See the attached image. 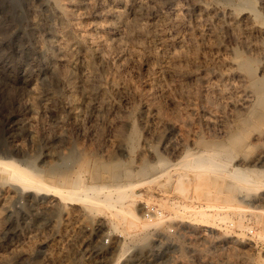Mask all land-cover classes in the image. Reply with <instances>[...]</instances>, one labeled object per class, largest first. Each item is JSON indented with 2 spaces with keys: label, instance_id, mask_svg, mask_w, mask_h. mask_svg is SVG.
<instances>
[{
  "label": "rangeland",
  "instance_id": "rangeland-1",
  "mask_svg": "<svg viewBox=\"0 0 264 264\" xmlns=\"http://www.w3.org/2000/svg\"><path fill=\"white\" fill-rule=\"evenodd\" d=\"M169 1L171 6L165 0H127L130 19L134 12L142 13L135 20L136 39L132 40L109 32L105 9L68 7L75 9L69 25L77 28L73 29L76 34L95 33L104 41L105 67L97 70L99 84L115 83L127 93H112L106 99L118 106L115 114L96 105L102 101L99 94L90 101L83 95V53L74 45L69 51L72 62L57 66L55 55L60 48L54 33L60 22L47 0H0V162L12 159L37 169L44 183L54 187L64 186L63 182L126 185L166 169L154 184L131 192L113 209L92 208L82 201L61 200L51 192L23 188L16 178L0 172V256L9 258L7 264L45 260L50 264H264V217L250 209L264 207V39L255 41L254 48L246 46L247 35L242 30L231 32L226 11L217 5L210 21L219 31L216 37H206L205 47L194 55L189 46L181 49L179 43L189 36L199 37L193 0ZM138 2H143L141 8L135 5ZM160 48L162 54L185 57L186 78L166 77L164 64L152 58ZM120 50L130 51L131 60L120 57ZM237 63L244 69L252 67V80L234 74L231 66ZM255 77H261L262 83ZM73 82L78 92L72 91ZM87 107L89 111L82 113ZM196 151L214 152L216 163L226 169L194 171L188 164H176L186 152ZM241 174L247 180L242 181ZM151 204L165 212L158 221L142 218L145 206ZM125 210H134L138 221L130 220ZM249 218L256 228L252 238L221 226L242 229ZM117 221L126 228L119 226L122 234L113 231Z\"/></svg>",
  "mask_w": 264,
  "mask_h": 264
},
{
  "label": "bare ground",
  "instance_id": "bare-ground-1",
  "mask_svg": "<svg viewBox=\"0 0 264 264\" xmlns=\"http://www.w3.org/2000/svg\"><path fill=\"white\" fill-rule=\"evenodd\" d=\"M49 6L51 7V13L52 15H54L60 22V27L59 30H55L56 32L54 33L55 36V43H57V45L59 46L60 50L58 51L60 54L58 55L56 53V57L58 56V58L56 59L57 61V66H62L63 64L66 63H71L70 62V56L69 55V51L71 46H75L77 48V51H81L83 53V65H84V69L85 72L83 73V82H84V88H83V95L85 96V98L87 100L90 101L91 96L93 94H99L100 98L102 101H99V103H97L96 105L107 110L110 112H117L118 110V106H116L115 104H109L108 102H106V99H108L109 95L113 93L114 94H123L124 96L127 94L125 89L121 86H119L118 84L115 83H110L107 86H101L99 84V81L97 79V70L99 69H104L105 67V61L102 55V49H105V45H104V41L102 40L101 36L93 33V34H76L75 31L73 29H77L76 27H71L69 25V20L73 19V13H75V9L71 10V6L72 7H78L81 5H85V6H90V7H99L100 9L103 8L105 9V11L107 12L105 15L106 17H110V18H105L104 19V23L106 24V28L109 30V32L115 34V35H119L122 36V38L124 39H129L132 40L134 38V29H137V24H136V19L138 18V16L142 15L141 12L136 11L133 13V17L130 19L128 15L129 9L126 6L127 4V0H47ZM168 1V0H167ZM165 0L164 4H167L169 6H171L172 4H170V1L167 2ZM132 2V1H130ZM129 2V3H130ZM151 2V1H150ZM188 3L190 2L189 0L187 1ZM41 3V2H40ZM45 3V2H44ZM149 3V2H148ZM32 4V3H31ZM141 4H143V2H138L136 3V7L137 8H141ZM151 4H153L151 2ZM155 5V3H154ZM217 5H221L223 7V9L226 11L227 16L229 18L228 23H227V28L233 32V33H237L238 31L240 32V30L243 31V33L245 35H247V38H249L245 42V45L248 47H256V43L255 41L259 40V38H263L264 39V0H208V2L202 3L198 0H193V6L196 8L197 10V15H198V27H197V34H198V38L194 39L193 37L189 36V31H188V40L186 41L185 39L180 40L179 43H181L182 45H180L181 49H184L185 47L189 46L191 53H193L194 55H198L199 51L205 47L202 48V41L206 38V37H216V34L218 33L217 28L215 29V27L212 25L211 21H210V16H215L217 11H218V7ZM46 6V5H45ZM132 6V5H131ZM157 6V5H156ZM182 6V5H181ZM36 7V6H35ZM68 7H70L71 9H68ZM97 7V8H98ZM123 8V10L119 11L117 10L118 8ZM192 7V6H191ZM190 7V10H191ZM80 8V7H79ZM221 8V7H220ZM31 9V7H30ZM36 9V8H35ZM117 10V11H116ZM145 10V9H144ZM143 10V11H144ZM171 10V9H170ZM178 10V9H177ZM181 10V9H180ZM33 12V11H32ZM155 12V11H154ZM36 13V12H35ZM81 13V12H80ZM132 13V12H131ZM196 13V11H195ZM33 14V13H32ZM31 14L32 19L36 18L34 17V15ZM145 14V13H144ZM143 14V15H144ZM177 14V13H176ZM186 14V13H185ZM39 15V14H38ZM153 15V14H152ZM187 15V14H186ZM220 15V14H219ZM37 16V15H36ZM196 16V14H195ZM173 17V16H172ZM192 17V15H191ZM85 18V17H84ZM97 18V17H96ZM165 18V17H163ZM180 18V17H179ZM179 18L175 19V22H179ZM93 19V18H92ZM191 19V18H190ZM75 20V19H74ZM99 20V19H98ZM152 20V18H151ZM164 20V19H163ZM196 20V19H195ZM96 21V20H95ZM149 21V20H148ZM159 21V20H158ZM217 21V20H216ZM221 21V20H220ZM57 22V21H55ZM82 23V22H81ZM162 24H164L163 21H161ZM218 23V22H217ZM39 24V23H38ZM51 24V23H50ZM89 24V23H88ZM161 24V25H162ZM183 24V22H182ZM40 25V24H39ZM54 25V24H53ZM154 25V24H153ZM172 25V24H171ZM219 25H221L219 23ZM15 26V25H14ZM41 26V25H40ZM217 26V25H216ZM225 26V25H224ZM48 27V26H47ZM50 27V26H49ZM92 27V26H91ZM190 27V26H189ZM55 28V26H54ZM58 29V28H57ZM89 29V28H87ZM91 29V28H90ZM12 30V29H11ZM38 30V29H37ZM188 30V29H187ZM81 31V30H80ZM90 31V30H89ZM99 32V31H98ZM52 33V32H51ZM100 33V32H99ZM154 33V32H153ZM168 33V32H167ZM220 33V32H219ZM50 34V33H48ZM136 34V33H135ZM224 34V33H223ZM226 34L229 35V33L226 32ZM241 34V33H240ZM52 35V34H51ZM110 35V34H109ZM157 35V34H156ZM176 35V34H175ZM238 35V34H237ZM243 35V34H242ZM249 35V37H248ZM250 35H255L257 38L253 37L251 38ZM162 36V35H161ZM187 36V35H186ZM197 36V35H196ZM219 36V35H218ZM236 36V35H235ZM52 37V36H51ZM179 37V36H178ZM221 37V36H220ZM246 37V36H244ZM151 38V37H150ZM222 38V37H221ZM231 38V37H230ZM237 38V37H236ZM136 39V38H134ZM211 39V38H210ZM227 39V38H226ZM244 39V38H243ZM117 40L118 37H117ZM214 40V39H213ZM230 40V39H229ZM156 41V40H155ZM160 41V40H159ZM211 41V40H210ZM220 41V40H219ZM237 41V40H236ZM173 42V41H172ZM209 42V41H208ZM241 42V41H240ZM263 42V41H262ZM207 43V42H206ZM236 43V42H235ZM205 44V43H204ZM107 45V44H106ZM159 45V44H158ZM162 45V44H160ZM175 45V44H174ZM216 45V44H215ZM41 46V45H40ZM50 46V45H49ZM56 46V45H55ZM123 46V45H122ZM121 46V47H122ZM130 46V45H129ZM212 46V45H211ZM219 46V45H218ZM263 46V45H262ZM42 47V46H41ZM177 47V46H175ZM209 47V45H208ZM39 48V46H38ZM102 48V49H101ZM128 48V47H126ZM131 48V47H130ZM158 48V47H157ZM172 48V47H171ZM178 48V47H177ZM218 48V47H217ZM51 49V48H50ZM164 49V48H163ZM229 49V48H228ZM40 50V49H39ZM106 50V49H105ZM161 50V48H160ZM225 50V49H224ZM250 50V49H249ZM55 51V50H54ZM159 51V50H158ZM155 52L152 55V58L155 60H160L164 65V72L165 75L168 79H172L173 77L177 76V75H181V77L183 75H185V69L183 67V63H185V57L183 55L180 54H173V55H169V53L167 54H162V50L161 52ZM172 51V50H171ZM170 51V52H171ZM213 51V50H212ZM222 51V50H221ZM245 51V50H244ZM253 51V50H252ZM259 51V50H256ZM52 52V51H51ZM165 51H163L164 53ZM250 52V51H249ZM75 53V52H74ZM77 53V52H76ZM120 57H127L126 60H131V52L130 51H126V50H120ZM172 53V52H171ZM259 53V52H258ZM262 53V52H261ZM49 54V53H48ZM183 54V53H182ZM217 54V53H216ZM225 54V53H224ZM236 54V53H235ZM244 54V53H243ZM257 54V53H256ZM76 55V54H75ZM219 55V54H218ZM221 55V54H220ZM230 55V54H229ZM242 55V54H241ZM249 55V53H248ZM53 56V55H52ZM193 56V55H192ZM202 56V55H200ZM232 56V55H231ZM251 56V55H249ZM255 56V53H254ZM55 57V58H56ZM77 57V56H76ZM191 57V56H190ZM199 57V56H198ZM228 57V56H227ZM241 57V56H240ZM239 57V58H240ZM262 57V56H261ZM264 57V56H263ZM54 58V57H53ZM54 58V60H55ZM232 58V57H231ZM235 58V57H234ZM237 57V59H239ZM205 59V58H204ZM241 59V58H240ZM53 60V59H51ZM74 60V59H73ZM189 60V59H188ZM202 60V58H201ZM217 60V59H216ZM119 61V60H118ZM191 61V60H190ZM199 61V60H198ZM226 61V60H224ZM228 61V60H227ZM233 61V60H232ZM236 61V60H235ZM214 62V61H213ZM212 62V63H213ZM219 62V61H218ZM247 63V60L245 61ZM75 63V62H74ZM195 63V62H194ZM78 64V63H77ZM111 64V63H110ZM199 64V63H198ZM197 64V65H198ZM240 63L237 64H232V71L234 72V74L237 77H243V78H249L250 80H252L254 75H253V71L252 67L247 66L248 68L245 67V69L243 68V66L239 65ZM131 65V64H130ZM214 65V63H213ZM231 65V64H230ZM243 65V64H242ZM248 65V64H247ZM121 66V65H120ZM191 66V65H190ZM205 67V66H204ZM216 67V66H215ZM264 67V66H263ZM221 68V67H219ZM229 68V66H228ZM262 68V67H261ZM146 69V68H145ZM199 69V68H198ZM197 69V70H198ZM155 70V69H154ZM223 70V69H222ZM226 69H224L223 71L225 72ZM56 71V70H55ZM83 71V70H82ZM188 71V70H187ZM231 71V72H232ZM264 71V70H263ZM54 72V70H53ZM221 72V69L220 71ZM78 73V72H77ZM262 73V71H261ZM80 74V73H79ZM187 74V73H186ZM221 74V73H220ZM156 75V73H155ZM212 75V74H211ZM223 75V74H222ZM226 75V72H225ZM256 75V74H255ZM235 76V77H236ZM259 76V75H258ZM184 77V76H183ZM234 77V76H233ZM77 78V77H76ZM186 78V77H184ZM256 78V77H255ZM254 78V79H255ZM167 79V80H168ZM174 79V78H173ZM192 79V78H191ZM203 79V78H202ZM248 79V80H249ZM257 79V78H256ZM255 79V80H256ZM261 77H259V79H257V81H261L260 80ZM185 80V79H183ZM182 80V81H183ZM190 80V79H189ZM197 80V79H196ZM205 80V79H204ZM232 80V79H231ZM234 80V79H233ZM254 80V82H255ZM226 81V80H225ZM235 81V80H234ZM233 81V82H234ZM156 82V81H155ZM162 82V81H161ZM215 82V81H214ZM224 82V80H223ZM176 83H181V82H176ZM237 83V82H236ZM235 83V84H236ZM239 83V82H238ZM248 83V82H247ZM182 84V83H181ZM206 84V83H205ZM219 84V83H218ZM232 84V83H231ZM240 84V83H239ZM238 84V85H239ZM245 84V83H244ZM126 85V83H125ZM207 85V84H206ZM227 85V83H226ZM178 86V84L176 85ZM213 86V85H212ZM234 86V85H233ZM242 86V85H241ZM259 86V84H258ZM149 87V86H148ZM164 87V86H163ZM217 87V86H216ZM221 87V86H220ZM232 87V86H231ZM243 87V86H242ZM260 87V86H259ZM258 87V88H259ZM129 88V87H128ZM181 88V87H180ZM179 88V89H180ZM214 88V87H213ZM241 88V87H239ZM71 89L73 92H78L79 90L77 89L76 84L73 82L71 83ZM130 89V88H129ZM128 89V91H129ZM225 89V88H224ZM238 89V88H237ZM252 89V88H251ZM220 90V89H219ZM232 90V89H231ZM229 90V91H231ZM218 91V90H217ZM221 91V90H220ZM234 90H232L233 92ZM242 91V90H241ZM240 91V92H241ZM166 92V91H165ZM210 92V91H209ZM215 92V91H214ZM251 92H255L251 91ZM263 92V91H262ZM222 93V91H221ZM235 93V92H234ZM258 93V92H257ZM132 94V93H131ZM134 94V93H133ZM132 94V95H133ZM237 95V94H236ZM235 95V96H236ZM240 95V94H238ZM78 96V95H77ZM131 96V95H129ZM136 96V95H134ZM170 96V95H169ZM234 96V95H233ZM256 96V95H255ZM260 96V95H259ZM243 97V96H242ZM245 97V96H244ZM130 98V97H129ZM138 98V96H137ZM144 98V97H143ZM122 99V98H121ZM247 99V98H246ZM77 100V99H76ZM111 100V99H110ZM79 101V100H78ZM122 101V100H121ZM129 101V100H128ZM151 101V100H150ZM244 101V100H243ZM98 102V101H96ZM113 101H111L112 103ZM237 102V101H236ZM246 102V101H245ZM85 103V102H84ZM123 103V102H121ZM144 104V103H143ZM125 105V104H124ZM152 106V105H151ZM240 106V105H239ZM77 107V106H76ZM80 107V106H79ZM96 107V106H95ZM121 107V106H120ZM123 107V105H122ZM143 108V107H142ZM76 109V108H75ZM99 109V108H98ZM151 109V108H150ZM144 110V109H143ZM84 112L89 111L88 107L84 110H82ZM146 111V110H145ZM144 111V112H145ZM153 111V110H152ZM155 111V110H154ZM115 112V114H116ZM148 113V112H147ZM155 114V113H154ZM95 115V114H94ZM93 116V115H92ZM155 115H153L154 117ZM82 117V116H81ZM119 117V116H118ZM121 118V117H120ZM143 120V119H142ZM150 120V119H148ZM123 121V120H122ZM121 121V122H122ZM158 121V118H157ZM160 121V120H159ZM128 122V120H127ZM149 122V121H147ZM154 123V122H153ZM209 123V122H208ZM211 123V122H210ZM156 124V123H155ZM154 124V125H155ZM158 124V122H157ZM146 125V124H145ZM121 131V130H120ZM215 151V150H213ZM185 152V151H184ZM205 152V151H204ZM192 153V152H191ZM190 152H186L182 158H180V160L178 161V163H176L179 166H189L192 169H195L194 171L198 170V169H214L217 166L222 168L224 164H221L220 162L216 163V160L214 159L215 156L210 154H204L203 152H197L191 155ZM176 156V155H175ZM190 158V159H189ZM191 160V161H189ZM195 162L194 164H191L190 162ZM158 161V160H157ZM161 161V160H160ZM159 161V163H160ZM165 161V160H164ZM167 162V161H166ZM115 163V162H114ZM158 163V162H157ZM161 164L166 165V163H163V161H161ZM174 164V163H173ZM176 165V166H177ZM222 165V166H220ZM172 165H168L167 168H170ZM173 167H175V165H173ZM111 168V167H110ZM183 168V167H182ZM187 168V167H185ZM113 169V168H112ZM174 169V168H173ZM184 169V168H183ZM225 166L223 167V169H221V171H224ZM237 169V168H236ZM254 169V168H253ZM263 169V168H262ZM261 169V170H262ZM39 170V169H38ZM166 170V169H165ZM165 172L166 174V171ZM170 170V169H169ZM177 170V169H176ZM185 170V169H184ZM215 170V169H214ZM218 170V168H217ZM216 170V171H217ZM238 170V169H237ZM240 170V169H239ZM238 170V171H239ZM249 170V168H248ZM40 171V170H39ZM191 171V169H190ZM242 171V170H241ZM244 171V170H243ZM254 171V170H253ZM252 171V172H253ZM256 171V170H255ZM254 171V173H255ZM264 171V170H263ZM0 172H6V176L9 174L11 179L16 178L17 180V184L20 185V187L22 186L23 188H27L30 190H36V191H46V192H51L56 194L58 197H61L59 199L64 200V201H69V202H84L85 204L91 206L92 208L95 207L97 208L98 206H102L104 208H110L113 209L114 206H116V204H120L123 203L124 200H126L128 197L130 198V193L135 191L138 192L137 190L141 189V188H145L147 186H150L152 184L155 183V181L158 178H161L162 175H164V173H159L153 176H150L148 178H145L139 182H133V183H128V184H109L107 186H97L94 184H86V185H82V184H76V183H72L69 185V183L67 184L66 182L63 184H65L62 187H54V186H50L45 182V180L43 181L39 172H37V169H32L31 167H22L19 164H17L15 161H13L12 159H6L5 160H1L0 162ZM56 172V171H55ZM79 171H77L78 173ZM108 172V171H107ZM111 172V171H110ZM133 172V171H132ZM198 172V171H197ZM200 172V171H199ZM204 174H206L205 171H203ZM218 172V171H217ZM235 172V171H234ZM233 172V173H234ZM240 172V171H239ZM238 172V174H240ZM262 172V171H260ZM41 173V172H40ZM57 173V172H56ZM61 173V172H60ZM58 173V174H60ZM68 173V172H67ZM209 172H207L208 174ZM213 173V172H212ZM237 173V172H235ZM242 173V172H241ZM42 174V173H41ZM47 174V173H46ZM49 174V173H48ZM65 174V172H64ZM75 174V173H74ZM113 174V173H112ZM131 174V173H130ZM138 174V173H137ZM199 174V173H198ZM236 174V175H238ZM250 174V173H249ZM252 174V173H251ZM258 174V173H256ZM261 174V173H260ZM3 175V173H2ZM1 175V176H2ZM80 175V174H79ZM107 175V174H104ZM132 175V174H131ZM134 175V174H133ZM151 175V174H150ZM255 175V174H252ZM263 175V174H262ZM5 176V174H4ZM3 176V177H4ZM49 176V175H48ZM47 176V177H48ZM113 176V175H112ZM181 176V175H179ZM242 176V174L240 175ZM239 176V177H240ZM250 176V175H249ZM260 176V175H259ZM9 177V178H10ZM46 177V176H45ZM44 177V178H45ZM65 177V176H64ZM108 177V176H107ZM185 177V176H184ZM183 177V178H184ZM238 177V179H240ZM243 180L245 181L247 180L246 176H244L243 174ZM244 177H246L244 179ZM8 177H6L7 179ZM70 178V177H69ZM83 178V177H81ZM80 177H76L77 180L81 179ZM118 178V177H117ZM132 178V177H131ZM169 178V177H168ZM182 178V177H181ZM203 178V177H202ZM250 178V177H249ZM5 181H8L6 180ZM10 179V180H11ZM46 179V178H45ZM49 179V178H48ZM63 179V178H62ZM67 179V178H66ZM72 179V178H71ZM102 179V178H101ZM112 179V178H111ZM133 179V178H132ZM187 179V178H186ZM262 179V178H261ZM259 179V180H261ZM2 180V179H1ZM15 180V181H16ZM75 180V179H73ZM103 180V179H102ZM183 180V179H181ZM180 178L178 181H181ZM204 179H202L203 181ZM67 181V180H66ZM85 181V180H84ZM177 181V182H178ZM264 181V180H262ZM260 181V183L262 182ZM12 182V181H10ZM9 182V183H10ZM49 182V181H48ZM74 182V181H73ZM77 182V181H76ZM249 182V181H247ZM251 182V181H250ZM249 182V183H250ZM256 181H254V184ZM1 183V182H0ZM15 183V182H14ZM56 183V181H55ZM83 183V182H82ZM92 183V182H90ZM203 183V182H202ZM245 183V182H244ZM253 183V181L251 182ZM60 184V183H59ZM62 184V183H61ZM62 184V185H63ZM67 184V185H66ZM16 185V186H18ZM52 185V184H51ZM55 185V184H54ZM58 185V184H57ZM198 185H201L200 183ZM261 185V184H260ZM13 186V185H11ZM59 186V185H58ZM159 186V185H158ZM203 186V185H202ZM181 187V186H180ZM256 187V186H255ZM252 188V187H251ZM258 188V187H257ZM20 189V188H19ZM183 190V189H181ZM17 191V190H16ZM141 191V190H140ZM22 193V192H21ZM134 194V192H133ZM138 193H136L135 195H137ZM132 195V193H131ZM215 196V195H213ZM53 199V198H52ZM144 200H147L146 197H143ZM150 201V200H149ZM51 204V201H49ZM56 202V201H54ZM83 204V203H82ZM86 205V206H87ZM54 206V203H53ZM57 206V205H56ZM85 206V205H84ZM119 206V205H118ZM117 206V207H118ZM209 206V205H207ZM88 207V206H87ZM127 207V206H126ZM214 207V206H213ZM99 208V207H98ZM211 208V207H210ZM207 208V209H210ZM215 208V207H214ZM231 207H229L230 209ZM125 209V208H124ZM129 209V208H128ZM251 212L256 213L258 216H263L264 217V207H259V206H252L250 207ZM107 210V209H106ZM132 210V209H131ZM200 210V208H199ZM198 210V211H199ZM203 210V209H202ZM118 211V210H117ZM129 216L130 220H137L139 218V216L137 214L134 213L133 211H127L125 210ZM205 211V209H204ZM203 211V212H204ZM213 211V209H212ZM119 212V211H118ZM198 213V212H197ZM206 213V212H205ZM204 214V213H203ZM117 215V213H116ZM122 215V214H120ZM205 215V214H204ZM209 215V214H208ZM123 216V215H122ZM201 216V215H200ZM262 217V218H263ZM119 219V218H118ZM213 219V218H212ZM225 219V218H224ZM117 220V219H116ZM122 220V219H121ZM124 220V219H123ZM149 220V219H148ZM157 220V219H156ZM138 221V220H137ZM142 221V220H141ZM154 220H152L153 222ZM158 221V220H157ZM203 221V220H200ZM211 221V220H210ZM133 221H131V224ZM212 222V221H211ZM214 222V221H213ZM118 223V224H117ZM117 225L113 226V231L118 233L119 230V226H121L122 228H124L125 226H123L119 221H117ZM139 223V222H138ZM142 223V222H141ZM158 223V222H157ZM263 224V230H264V219L263 222H261ZM154 224V223H153ZM150 224V225H153ZM142 225V224H141ZM150 225H144L145 227H148ZM155 226V225H154ZM208 227H211V225H208ZM131 228H134L133 225L129 226ZM137 227V226H136ZM149 228V227H148ZM126 230V228H124ZM147 229V228H146ZM123 232V231H122ZM128 233V232H127ZM125 234V233H124ZM123 234V235H124ZM69 236V235H68ZM122 236V235H121ZM125 236V235H124ZM86 242V241H85ZM72 243V242H71ZM84 247V246H83ZM86 247H84L85 250ZM26 251V249H25ZM25 253V252H24ZM1 255V254H0ZM6 255V254H5ZM48 256V255H46ZM45 256V257H46ZM82 256V254H81ZM87 256V254H86ZM85 256V257H86ZM52 258V257H51ZM120 258V257H119ZM9 261L8 257H4V256H0V264H7ZM50 262V261H49ZM42 264H50L48 263V260H45Z\"/></svg>",
  "mask_w": 264,
  "mask_h": 264
},
{
  "label": "built area",
  "instance_id": "built-area-1",
  "mask_svg": "<svg viewBox=\"0 0 264 264\" xmlns=\"http://www.w3.org/2000/svg\"><path fill=\"white\" fill-rule=\"evenodd\" d=\"M165 212H163L162 209L157 204H151V205H146L144 208V211L142 213V218L143 219H149V220H156L162 217ZM243 228L239 229L237 226H226L224 224H221L223 230L228 231V232H242L245 234V237L247 238H252L255 237V225L252 224V220L250 218L248 220L243 221ZM104 243L107 244L109 242V237H106L103 239Z\"/></svg>",
  "mask_w": 264,
  "mask_h": 264
}]
</instances>
